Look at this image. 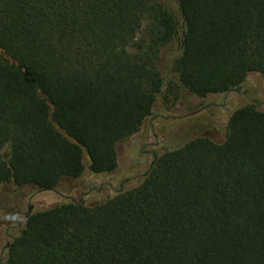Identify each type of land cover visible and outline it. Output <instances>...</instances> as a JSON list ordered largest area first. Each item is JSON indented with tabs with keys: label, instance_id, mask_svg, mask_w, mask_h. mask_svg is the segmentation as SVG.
<instances>
[{
	"label": "trees",
	"instance_id": "1",
	"mask_svg": "<svg viewBox=\"0 0 264 264\" xmlns=\"http://www.w3.org/2000/svg\"><path fill=\"white\" fill-rule=\"evenodd\" d=\"M173 2L0 0V193L112 177L166 93L264 76V0ZM4 249L2 264H264V112L234 110L223 142L155 156L101 203L50 202Z\"/></svg>",
	"mask_w": 264,
	"mask_h": 264
},
{
	"label": "rangeland",
	"instance_id": "2",
	"mask_svg": "<svg viewBox=\"0 0 264 264\" xmlns=\"http://www.w3.org/2000/svg\"><path fill=\"white\" fill-rule=\"evenodd\" d=\"M159 2L174 9L173 0ZM246 105H254L264 112V76H250L238 91L205 99L182 93L175 100L173 95L166 93L157 100L142 131L120 146L119 167L114 176L93 178L85 175L49 194L21 189L11 182L4 184L0 193V264L5 246L19 235L31 213L59 199L94 205L139 186L155 156L178 148L195 137L223 142L229 115Z\"/></svg>",
	"mask_w": 264,
	"mask_h": 264
},
{
	"label": "flooded vegetation",
	"instance_id": "3",
	"mask_svg": "<svg viewBox=\"0 0 264 264\" xmlns=\"http://www.w3.org/2000/svg\"><path fill=\"white\" fill-rule=\"evenodd\" d=\"M7 246H8V244L5 247H7Z\"/></svg>",
	"mask_w": 264,
	"mask_h": 264
}]
</instances>
